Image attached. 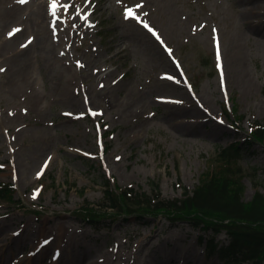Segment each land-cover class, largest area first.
Masks as SVG:
<instances>
[{
	"label": "rangeland",
	"instance_id": "rangeland-1",
	"mask_svg": "<svg viewBox=\"0 0 264 264\" xmlns=\"http://www.w3.org/2000/svg\"><path fill=\"white\" fill-rule=\"evenodd\" d=\"M56 14L66 61L16 79L19 66H0V179L21 202H0V264H224L189 223L120 215L93 227L74 212L98 207L105 181L148 192L154 180L181 197L235 141L243 200L264 192V146L246 143L264 119V0H69Z\"/></svg>",
	"mask_w": 264,
	"mask_h": 264
},
{
	"label": "trees",
	"instance_id": "trees-1",
	"mask_svg": "<svg viewBox=\"0 0 264 264\" xmlns=\"http://www.w3.org/2000/svg\"><path fill=\"white\" fill-rule=\"evenodd\" d=\"M202 58L208 65L211 57ZM262 92L264 94V90ZM251 128L248 142L264 146V119L252 122ZM241 156L242 145L238 141L216 149L207 158L206 168L199 174L195 187L190 191L182 185V196L172 199L162 197L155 181L151 182L149 192L139 186H110L106 181L98 207L89 206L87 202L75 214L92 226L105 216L139 219L146 214H160L170 222L186 221L194 227L210 230L208 253L224 264H263L264 192L256 189L249 200H243L245 172L239 163ZM14 193L15 186L0 180V200L18 206L21 202L14 199ZM222 231L226 239L215 242V235Z\"/></svg>",
	"mask_w": 264,
	"mask_h": 264
},
{
	"label": "bare ground",
	"instance_id": "bare-ground-1",
	"mask_svg": "<svg viewBox=\"0 0 264 264\" xmlns=\"http://www.w3.org/2000/svg\"><path fill=\"white\" fill-rule=\"evenodd\" d=\"M63 2L69 0H0V65L9 61L19 66L14 79L24 75V65L66 61L67 39L71 33L60 26L56 14ZM74 20L78 21V18L75 16ZM14 29L19 31L10 36ZM29 106L28 102L26 107L19 106L10 114L23 116ZM19 129L22 128L17 131Z\"/></svg>",
	"mask_w": 264,
	"mask_h": 264
},
{
	"label": "snow or ice",
	"instance_id": "snow-or-ice-1",
	"mask_svg": "<svg viewBox=\"0 0 264 264\" xmlns=\"http://www.w3.org/2000/svg\"><path fill=\"white\" fill-rule=\"evenodd\" d=\"M22 2H23V0H22ZM53 2H54V0H53ZM65 7H67V5H65ZM138 7H139V6H138ZM126 12H127V16H131V15H133L131 9L126 10ZM127 16H126V18H127ZM137 19H138V17H137ZM144 27H145V28H148V25L145 24ZM148 30H149V31H153V30L150 29V28H149ZM16 31H19V29H14L13 32H10V33H9V35H10V36L13 35V33L16 32ZM153 34L155 35V33H153ZM22 47H23V45H22ZM217 55L219 56V52L217 53ZM2 71H4V69H0V72H2ZM117 159H119V158H117Z\"/></svg>",
	"mask_w": 264,
	"mask_h": 264
}]
</instances>
